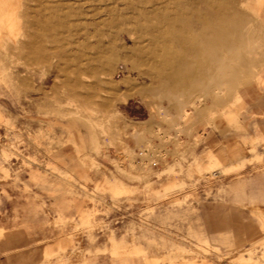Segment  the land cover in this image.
I'll list each match as a JSON object with an SVG mask.
<instances>
[{
    "label": "rangeland",
    "instance_id": "obj_1",
    "mask_svg": "<svg viewBox=\"0 0 264 264\" xmlns=\"http://www.w3.org/2000/svg\"><path fill=\"white\" fill-rule=\"evenodd\" d=\"M152 1L0 0V264H264V0H209L238 52L172 73L138 25L209 4Z\"/></svg>",
    "mask_w": 264,
    "mask_h": 264
},
{
    "label": "bare ground",
    "instance_id": "obj_2",
    "mask_svg": "<svg viewBox=\"0 0 264 264\" xmlns=\"http://www.w3.org/2000/svg\"><path fill=\"white\" fill-rule=\"evenodd\" d=\"M156 1H158V0H153L152 2H156ZM203 3L205 5L209 4L208 7H209V12L210 13L203 14L202 16L199 15V14H193L192 21H187V19L185 17H183V14H180V15H178L176 17H169L168 15H163L161 17H157L155 15L156 16L155 19L157 20V24H155V25L152 22V19H154L153 16H152V18H149V16H148L145 21L142 19L144 23H142L140 25H138L139 22H138V24H133V26L134 25H138V30L140 31V33H139L140 35L138 34L139 36L137 37L140 40V44H142V46H143L140 51L145 52V54L149 53L148 55H151V57H152V58L150 57V59L153 60L152 65H151V62L150 63L148 62L151 66H153L152 68H154L155 70L156 69L157 70H162L163 69V71H164V69L170 70L171 68H181L183 66H185V67L189 66L187 69H189V68L191 69L192 65H194V64H196V65L198 64V66H199V56H200V54H202L204 56L205 63H210V64L213 63L214 65L215 64H220V65L223 66L225 64L226 59L224 57L220 58V56H218V53L213 49L214 46L217 43H219V45L222 47L221 49H223L228 54L229 53H233L234 51L238 52V50L235 47V44H233L231 42V40H230L228 35L222 36L218 40L219 42L217 41L216 38L213 37L212 29L215 27V25L218 22V20H219V18H220L222 13H219V12H217L215 10V6H214L212 1L205 0ZM146 5H148V4H146ZM154 5H156V3ZM133 6H135V5L133 4ZM154 7L155 6H153L152 10H151V12H153V13L157 10ZM115 8H116V6H114V9ZM110 9H111V7H110ZM116 10H119V9H116ZM117 12H119V11H117ZM156 13H158V12H156ZM118 14H120V12ZM125 14H127V13H125ZM147 15H148V13L146 14V16ZM114 16H116V15H114ZM123 16H125V15H123ZM134 16H136V15H134ZM137 16H140V15H137ZM117 17L122 18V17H120V15L117 16ZM127 17H128V14H127ZM137 18H139V17H137ZM178 19L180 20V24L176 26L175 23H177ZM109 22H111V21H109ZM114 22H116V20ZM125 23H126V21H125ZM134 23H136V22H134ZM109 24H111V23H109ZM125 27H126V25H125ZM195 27L197 29H199L201 32L199 34L193 36L192 40L194 41V43H193V46L191 47V46H189V42H188V40H189L188 31H189L190 28H193V30H194ZM118 28H119V26H118ZM128 33H129V30H128ZM130 34H132V33H130ZM122 38H124V37H122ZM102 44H103V42H102ZM110 45L112 46V43H110ZM111 46H110V50L112 49ZM113 46H114V44H113ZM102 47H101V49H103L105 46L103 48ZM107 47L108 46H106V49H107ZM95 48H97V47H95ZM95 48H93V49H95ZM125 48H127V47H125ZM88 49H90V48L88 47ZM98 51H100V50H98ZM140 51H138V52H140ZM101 52H103L102 54L105 53V51H102V50H101ZM101 52H99V53H101ZM109 52H107V53L109 54ZM111 53H113V52H111ZM108 54H107V56H108ZM94 55H96V54H94ZM100 55H97V56H100ZM109 55H111V54H109ZM107 56H105V57H107ZM112 56H115V54L111 55V57ZM141 57H142V55H141ZM101 58H104V55H102ZM114 58L115 57H113V59ZM93 59H94V61L96 60L95 58H93ZM97 59H99V58H97ZM101 60L102 59H100V62H101ZM95 62H97V60ZM104 62L105 61H103V63ZM104 64H107V63L105 62ZM108 64H109V62H108ZM149 64H147V65L149 66ZM102 65L103 64L101 63L100 66H102ZM110 66H111V63H110ZM139 66L137 68H139ZM198 66H195V67H198ZM142 67H144V66L142 65ZM142 67H140V68H142ZM195 67L192 68V71H193V69H195ZM172 70H174V69H172ZM157 72H159V71H157ZM172 72L173 71H171V73ZM167 73L169 74V72H167ZM194 74H195V72H194ZM170 76H171V74H170ZM160 77H162V76H160ZM163 79H164L163 83L166 84L167 86H170L171 83H173V88H174L175 84H176V86H179V84L182 85L183 83L184 84L190 83L189 81H187V79H185V78H183V77H181L179 75L175 76L174 79L173 78L172 79L168 78V80L165 79V78H163ZM196 85H197L196 82L192 83L193 87H195ZM183 86H187V85H183ZM181 88L182 87L180 86V89ZM177 90H179V88H177ZM142 94H143V92H142ZM145 151L146 150L140 152V154H139V157H140L142 162L150 160V157L147 156V155H146L147 157L145 156V158L140 156L141 153H144ZM140 164H141V166L147 165V163L146 164L145 163H140ZM148 164H150V166L152 165V163H150V162H148Z\"/></svg>",
    "mask_w": 264,
    "mask_h": 264
},
{
    "label": "built area",
    "instance_id": "obj_3",
    "mask_svg": "<svg viewBox=\"0 0 264 264\" xmlns=\"http://www.w3.org/2000/svg\"><path fill=\"white\" fill-rule=\"evenodd\" d=\"M146 155L150 157V160L144 162L140 161V163H145V164L147 163V165H149L148 162H150L152 163L151 167L153 168L159 166L162 156L161 153H159L156 148H149L144 153H141L140 156L145 158Z\"/></svg>",
    "mask_w": 264,
    "mask_h": 264
},
{
    "label": "crops",
    "instance_id": "obj_4",
    "mask_svg": "<svg viewBox=\"0 0 264 264\" xmlns=\"http://www.w3.org/2000/svg\"><path fill=\"white\" fill-rule=\"evenodd\" d=\"M260 20H264V15L263 17L260 16ZM118 184H121V183H118ZM121 186L126 189V190H129L128 187H126L125 185L121 184ZM113 248L115 249V251H117L119 248H120V244L119 243H116V241H113Z\"/></svg>",
    "mask_w": 264,
    "mask_h": 264
}]
</instances>
